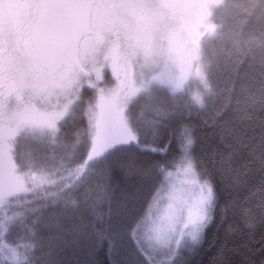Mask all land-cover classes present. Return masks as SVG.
<instances>
[{
	"label": "snow or ice",
	"instance_id": "snow-or-ice-1",
	"mask_svg": "<svg viewBox=\"0 0 264 264\" xmlns=\"http://www.w3.org/2000/svg\"><path fill=\"white\" fill-rule=\"evenodd\" d=\"M211 8L0 0V264H264V72L218 92Z\"/></svg>",
	"mask_w": 264,
	"mask_h": 264
},
{
	"label": "trees",
	"instance_id": "trees-1",
	"mask_svg": "<svg viewBox=\"0 0 264 264\" xmlns=\"http://www.w3.org/2000/svg\"><path fill=\"white\" fill-rule=\"evenodd\" d=\"M214 18L218 28L205 45L212 77L223 87L235 81L240 92L241 83L264 72V0H225ZM239 107H246L244 94ZM95 258L108 264L107 248L97 249Z\"/></svg>",
	"mask_w": 264,
	"mask_h": 264
},
{
	"label": "rangeland",
	"instance_id": "rangeland-1",
	"mask_svg": "<svg viewBox=\"0 0 264 264\" xmlns=\"http://www.w3.org/2000/svg\"><path fill=\"white\" fill-rule=\"evenodd\" d=\"M224 1H225V0H207V2H208V3H211V5H212L210 15H211V22H212V24H213L214 31H213V33L211 34V37L214 36V34L216 33L217 28H218V25H217L216 20H215V18H214V16H215V12H216V9L218 8V6H219L220 4H223ZM199 12H200V10H199V9H195V8L189 10L188 13H187V20H188V23H190V24H194V23L196 22L198 16H199ZM211 37H210V38H211ZM208 39H209V37L206 36V37L204 38V43H203L204 55H205L206 59H207V56H206V51H205V45H206V42H207Z\"/></svg>",
	"mask_w": 264,
	"mask_h": 264
},
{
	"label": "clouds",
	"instance_id": "clouds-1",
	"mask_svg": "<svg viewBox=\"0 0 264 264\" xmlns=\"http://www.w3.org/2000/svg\"><path fill=\"white\" fill-rule=\"evenodd\" d=\"M213 83H214V84L216 85V87L218 88V92H223L224 88H223V86H221L220 83H218V82L215 81L214 79H213ZM256 117H257V118H264V117H259V110H258L257 113H256Z\"/></svg>",
	"mask_w": 264,
	"mask_h": 264
}]
</instances>
